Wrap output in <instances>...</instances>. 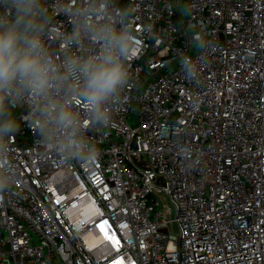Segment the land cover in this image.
<instances>
[{
  "label": "built area",
  "instance_id": "1",
  "mask_svg": "<svg viewBox=\"0 0 264 264\" xmlns=\"http://www.w3.org/2000/svg\"><path fill=\"white\" fill-rule=\"evenodd\" d=\"M56 58L85 0H43ZM134 29L132 81L99 152L65 160L35 110L0 152V264H264V0H109Z\"/></svg>",
  "mask_w": 264,
  "mask_h": 264
},
{
  "label": "clouds",
  "instance_id": "2",
  "mask_svg": "<svg viewBox=\"0 0 264 264\" xmlns=\"http://www.w3.org/2000/svg\"><path fill=\"white\" fill-rule=\"evenodd\" d=\"M71 15L64 39L74 50L58 60L46 42L52 17L43 0H0V152L17 132L15 109L27 102L46 147L78 163L97 156L74 105L82 102L94 122L110 120V105L132 81L134 29L128 8L114 13L109 0H85ZM8 182L0 174V191Z\"/></svg>",
  "mask_w": 264,
  "mask_h": 264
}]
</instances>
